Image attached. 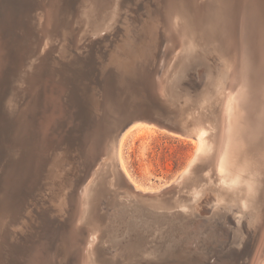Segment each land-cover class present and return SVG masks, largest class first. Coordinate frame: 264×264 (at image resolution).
Returning <instances> with one entry per match:
<instances>
[{
  "label": "bare ground",
  "instance_id": "6f19581e",
  "mask_svg": "<svg viewBox=\"0 0 264 264\" xmlns=\"http://www.w3.org/2000/svg\"><path fill=\"white\" fill-rule=\"evenodd\" d=\"M48 1L49 2L47 4L48 10L46 18L47 21L43 30L44 33L42 34L45 36V47L44 49L43 47H41L43 53L40 63L32 70L31 78L33 79L35 84L34 91H32L31 94L30 90L28 91L26 90L27 88L25 89V99L23 100L24 108H21V110H19L20 114L16 111V113L20 116H17L18 119L14 123L13 131H11L12 138L9 135V128L6 127L7 130L5 129L6 134L9 135L7 139L9 140L10 138L11 142H13V147H15L14 152L12 151L9 154V162L11 164L10 172H14V174L16 172L18 173V175L16 173V176H14L15 183H13L12 185H7L6 182V185L4 183L0 188V209L4 210L8 208V210H10L7 213V219L9 217H12L14 210H17L16 198H18L20 193L25 191L24 187L26 186V184L29 182L34 183L36 174L38 175V172L40 173V170H42L41 174H43V169L45 168H40L44 164L47 165L46 162L48 161L47 154L49 150L46 143L47 135L49 134L48 131H54V127H57V124L60 123L57 118L56 120H54L55 118L52 115L53 112L51 111V104H49V101L55 100V93L53 92L54 85H52L55 81L51 84L49 83L50 81L48 79V76L51 74L47 76V73L45 72L46 70L44 69L49 56L54 52V49L57 48L58 42L55 39L59 36L60 31L63 28V14L61 7L62 0ZM215 1L216 0H165V4L163 3L165 6H163L164 16H162V18L165 19V25L169 32L170 41H176L179 42V44L181 43L182 45H184L183 42H187L189 44L188 46H191V49L193 50L194 55L189 57H186L188 55L181 52L182 50L179 51L180 54L178 53L175 57V60H177L180 64L179 67L183 66L186 61L191 60L198 62L201 61L200 63H202L204 58L198 54L199 52L204 50L201 53L204 57H206L205 54L207 55L209 53H216L217 58L223 62V66L225 69L222 72L220 67L216 66L214 72H212L209 68L204 71L205 73L203 75V78L201 79V87H203V91L201 92V95H199V102H194L192 104L193 109L187 116V120L192 123L196 132V139L192 141L197 146V149L192 161L189 164V168L176 181L175 185L172 188H181V186L186 183L187 180H190L192 185L191 189H188L184 194H178V198H176L175 195L176 199L174 201L170 200L168 201V203H164L166 204L165 206H143V212H146L144 214L146 218V224H144L145 229L149 226L148 228L150 229V232L157 234L159 231L166 228L167 224L170 223L173 218H187L192 221V227L196 230L195 234H197L196 239L201 241L203 248H206V245L210 243H219L222 245V239L225 237L228 238L231 244L237 243V235L234 229L227 225L224 221H220L221 218L225 219L223 218L225 216L221 213L222 208L227 211V205L235 202V204L237 203V206H234L232 209L228 208L229 210H235L236 208L237 211L247 213V215H249L250 217L249 219L255 221L260 215L258 210H261L262 208V199L264 197V167L261 163L262 161H260L261 159H258L260 153L264 150V119L259 118V114L255 113L256 111L251 115L253 109L255 110V108L257 107V105L256 107L254 105L257 92L260 90V87L264 90V46L262 47L258 43L257 45L253 46L261 48L258 49L260 51L261 58H259V54H257L258 56H256V54L254 53V51L256 52V50L250 53L249 50L251 48L243 42L244 37H246V31H243V21L240 22L238 26H233L231 22H228V25L226 23V20L222 17L221 11L218 12V14H215ZM111 2L113 3L109 4L111 5L109 10L108 8L104 9L105 11L107 10L104 16L103 13V17L97 16L100 19L92 21L90 25L91 29L85 34L83 33L79 35V41L92 34L99 33L109 28L106 26V22L119 15L122 11L123 5L122 0H113ZM156 9L157 5L155 4L153 12L154 18H156V16L158 15V10ZM161 14H163V12ZM260 29V34L256 37L261 40V34H263L264 32V26L261 25ZM165 36L167 37V35H164V37ZM162 45H165L164 42L162 43ZM176 48L178 49V47L174 48V46L172 45L166 46L163 54L165 53L166 56L170 55L171 52L177 50ZM4 49V45L0 44V59H2L1 54L2 50ZM261 50H263L262 53ZM228 56H232V58L234 57V61L237 63V66H239V70L236 69V71L238 70L237 73L239 72V74H237L239 75V78L238 76L237 78L240 79V85H238L241 88L238 92H236L238 93L236 94L237 97L233 95L235 99L232 98V94L234 93V91L232 92V94L226 91V79H228L229 83ZM7 61L5 59V65H8ZM59 62L60 61H58V63ZM65 62L66 60L64 61V63ZM250 62L253 63V65L256 62L260 63L258 64V69L255 72H253L251 68L250 70H248L247 66ZM52 67H54V65ZM55 67L57 66L55 65ZM63 67L64 66H61L59 68L61 69ZM3 69L5 70V68ZM53 69L55 70V68ZM50 72H52V70ZM52 73L55 72L53 71ZM4 75L5 72L3 73V75L2 73H0V76ZM30 80L31 79H29V81ZM254 87L257 91L256 94L254 91ZM259 101H261V99H259ZM57 103L58 100L56 99V108L59 109L60 106L58 107ZM229 107L231 111L229 110L230 113L226 116ZM259 107L260 106H258V108ZM41 108H43V110L41 111L42 115L40 116L42 117V121L40 120V122L37 123L36 118L39 115ZM56 111L58 113L61 112H59V110ZM7 114V118H9V116L12 115V112L9 110ZM255 115L258 116L256 120L253 119ZM249 119H251L250 123L254 120V123L252 122V125H250ZM10 124L13 123L11 122ZM103 124L91 133L89 144V148L93 155L98 160L103 159L101 161V168L107 169V173L105 174V178L103 179L105 181L102 182V185H105V183L108 182L110 178H113L114 185L112 189H120V192L123 194L121 199H119L118 197H114L118 195H113V201H115L116 203L120 202L121 204H124L126 206H133L134 203H138V201L135 199L134 191H143L137 189L134 190L127 186L129 182L127 180V173L123 168L124 165L121 158V149L124 148H122V146L123 143L126 142L124 140L127 134L131 130H133V128L139 126L151 128L154 125L148 122H137L128 130H126V132L122 135L119 143L116 145L111 130H109L105 122H103ZM51 125L53 126L50 127ZM249 127H251L252 129H250L251 131L249 130L248 132ZM0 132L2 133L3 131ZM21 135L22 137H20ZM25 137H29L32 141L31 149L29 152H27V154L26 150L22 148L23 146H25ZM0 142H2L1 139ZM58 146L60 147V144ZM3 150L4 149L0 145V154L4 152ZM53 150L55 151L54 147ZM54 151L51 152L53 154H56L54 153ZM24 154L26 155L23 157ZM55 159H53V161H55ZM23 160L25 161L23 162ZM49 161L51 160L49 159ZM48 163L50 164V162ZM21 164H23L22 167ZM116 166L120 169L119 171L115 168ZM45 176L48 177V175ZM47 179L49 181V178ZM125 186L127 187L125 188ZM73 189L74 185L70 190L73 191ZM204 190L206 196L208 197L206 198V203L212 200V197L208 194L209 191L215 192V196H217V203L215 204L216 212L209 217H206V214L211 210L207 208L206 205L205 207H203L202 204L199 205L197 203L200 193ZM71 193L70 195H68L65 202V209L67 211L70 205ZM63 200L65 201V199ZM79 200L80 202L74 210L73 214L72 229H68V223L66 220L63 224L62 229L64 230H61L63 232L61 239H63V241L65 242L68 241L70 244L69 246L66 245V247L58 251L56 264L67 263L66 261H68L69 259L70 255L68 256V253L71 250V247L78 255V264H103L104 259H100V257H105L101 256L102 249L104 251V249H106L107 247L111 249L113 247H117L120 244V240L116 238L114 240H111L110 242H104L106 240L103 236V232L105 230L106 224L105 220L100 217V213L98 212L99 208L102 207L100 203L102 199L98 194L92 192L90 189L82 190L79 196ZM175 208H182L184 209V211L182 210V212L180 213H174L175 211L172 212V210H174ZM203 217H205L206 219L203 220ZM228 219L229 222H231V217ZM262 219H264L263 216ZM211 221L213 222L211 223ZM237 225L239 227V224ZM2 226L3 224L1 220L0 227L2 228ZM246 226L248 228V225ZM129 232H133V230L128 229L127 233ZM251 240L252 242L254 240L255 241L253 243V247H250L251 252H249L251 255L249 254V258L246 263L264 264V222L257 227V234L255 236V234L253 233L252 237L250 238V241ZM246 242L247 240H245L241 244L242 247L239 245H234L232 247L227 243L228 246L226 245V247H222L221 250H217L218 255L222 257L217 260L216 264H241L242 257L247 251L245 250V248L247 249V247H249L245 246ZM126 248L127 247L120 248V252H123ZM62 250L65 251V256L59 258L61 257L59 256V254L62 252ZM133 250V247L128 248V251L130 252H132ZM233 250H236V253H232ZM52 258L54 257L52 256ZM1 260L2 259L0 256V264H2ZM30 264L36 263L31 262ZM67 264H69V262Z\"/></svg>",
  "mask_w": 264,
  "mask_h": 264
},
{
  "label": "rangeland",
  "instance_id": "374dc122",
  "mask_svg": "<svg viewBox=\"0 0 264 264\" xmlns=\"http://www.w3.org/2000/svg\"><path fill=\"white\" fill-rule=\"evenodd\" d=\"M5 1L7 0H4V2ZM17 1L19 2L17 9L15 10V26L11 27V29L9 30L10 32H7L5 30L4 32H0V42L2 43H5L6 41L10 42V38L13 39L15 37L13 47L15 50L14 60H16L11 63L12 65H10V67L6 65L5 75L1 76L0 79V131H3L2 133L0 132V139L2 140V142H0V145L4 149V152L0 154V188L4 183L6 185V182L7 185H12L13 183H15L14 176H16L17 172L15 174L14 172H10L11 164L9 162V154L12 151L14 152L15 147H13V142H11L10 138L9 140L7 138L9 137V135L12 138L11 131H13L14 123L20 116L17 113H19V110H21V108H24L23 100L25 99V91L30 90L31 94L32 91H34L35 84L33 79L31 78L32 70L40 63L43 53L41 47H43V49L45 47V36L42 34L44 33L43 30L47 21V4L49 1ZM65 1L66 0H62L61 4L63 14V28L60 31L59 36L55 39L58 42L57 48L54 49V52L52 53L53 55L51 54L52 57L51 55L49 56L44 69L46 70L45 72L47 73V76L49 74L52 75L48 76V79L50 81L49 83L51 84L54 81L56 82L52 84L54 85L53 92L55 93V100L49 101V104H51V111L53 112L52 115L55 118L54 120H56L57 118L60 123L57 124V127H54V131H48L49 134L47 135L46 143L48 150L52 155L48 152L50 156L47 154L48 161L46 162V164L48 165V162H50V164L48 166L44 164L40 168L42 169L43 167L45 169H48H43V174H41L42 170H40V173L38 172V175L36 174L34 183L29 182L26 184V186L24 187L25 191L20 193L21 195L19 194L18 198H16L17 210L13 211L12 217H9L7 219V213L10 211L8 210V208L4 210L0 209V221L2 220L3 224L2 228L0 227V256L2 259V264H30L31 262H35L36 264H56L58 251L66 247V245L69 246L70 244L68 241L65 242L63 241V239H61V236L63 234L61 230H64L62 229L63 224L66 220L68 223V229H72L74 210L80 202L79 196L82 190L90 189L92 192L98 194L101 197V205L104 203L105 205H110V207L116 204V202L113 201L112 198L113 194L116 192L119 193L121 191L120 189H118V191L117 188L115 190L112 189L114 185L113 178H110L109 181L105 183V185H102V182L105 181L103 179L105 178L107 169L101 168V161L103 159L98 160L89 148L91 133L94 132V130H96L99 126H102L104 122V110L95 114L96 117L87 126L81 128L77 116L75 115L76 106L73 105L70 96L67 93L68 90L67 82L65 81L66 78L61 75V69L63 68L60 69L59 67L64 66L68 58H71L74 55V51L79 49V47L85 41H90L91 39L98 36L106 37L110 34H116L120 31L129 30L146 33L149 39L147 44H149L152 48V52L147 56L146 59H142V57L140 56L137 58H127L126 56H119L118 50L113 49V51H111V49H109V52L106 56V61L108 66L110 64L111 65L104 68L105 77L111 75L115 71L121 70L120 68H124L129 63H134L136 60H139V62H143V64L149 63L150 65H153L157 61H160L161 63L166 61L169 65H171L174 61H177L175 60V57L181 50V52L188 55L186 57L194 55L191 46H188L189 44L187 42H183L184 45H182L181 43L179 44V42L172 40L170 41L169 32L165 25V19L162 18V16H164L163 6H165V0H126L122 7L121 13L106 22V26L109 27L108 29L103 30L99 33L92 34L86 38L83 37L85 39H82L81 41H79V35L83 33L85 34L91 29L90 25L92 21L100 19L98 17L104 16L105 12L107 11H105L104 9L108 8L109 10L111 6L109 4H112L113 2L111 1L113 0H73V2H69L70 6H68ZM123 1L124 0H122V3ZM155 4L157 5L156 10H158V15L156 16V18L153 17ZM105 5H108L109 7H106ZM64 8L69 9H67V11H64ZM162 12L163 14H161ZM8 33L12 35L10 38L8 37ZM163 34L167 35V37H164ZM30 38L32 39V41ZM163 42L165 45H162ZM117 43L119 46L121 42L118 41ZM106 44H109V42H107ZM171 45L174 46V48L178 47V49L176 48L177 50L171 52L170 55L166 56L165 53L163 54V51L165 50L166 46ZM250 48V53L256 50L257 53L255 51L254 53L256 54V56H258L257 54H259V58H261L260 51L258 50L261 48ZM4 50L6 51V47ZM203 51L204 50H202L198 54L204 58L202 62V68H209L212 72H214L215 67L219 66L221 71L223 72L225 68L223 66V62L217 58V54L209 53L207 55L205 54L206 57H204L201 54ZM262 52L263 50H261V53ZM64 54L68 55L65 56ZM19 57L21 60L19 59ZM65 60L66 62L64 63ZM228 60L229 83L228 79H226V91L231 94L234 91L235 94L233 93L232 96L234 95L237 97L236 94L238 93L236 92H238L241 88L239 86V75H237L239 74V72L237 73V71L239 70V66H237V63L234 61V57L232 58V56H228ZM58 61L60 62L58 63ZM258 64L260 63L256 62L253 65V63L250 62L247 66L248 70H250L251 68L252 71L255 72L258 69ZM53 65L54 67H52ZM55 65L57 67H55ZM53 68H55V70ZM236 69L238 70L236 71ZM51 70L55 73L50 72ZM29 79L31 80L29 81ZM254 91L256 94V88ZM263 92L264 90L260 87V90L257 92L255 96L256 99L254 101L255 107L256 105L257 107H254L255 110L253 109L251 113L252 115L254 114L253 112L256 111L255 113L259 114L258 116L261 119H264L262 118L264 117ZM260 93H263L262 97ZM234 96L232 97L233 99H235ZM56 99L58 100V107L60 106L59 109L56 108ZM259 99H261V101H259ZM194 100V102H199V97L195 98ZM256 100H258L259 102ZM258 106L260 107L258 108ZM9 110L12 112V115L7 118V113ZM42 110L43 108H41L39 115L36 118L37 123H39L42 118L40 117L42 115ZM56 110H59V112H61L58 113ZM229 110L231 111L230 107L227 110L226 116L230 113ZM258 116L255 115V118L253 117V119L256 120ZM250 120L251 119H249V123ZM11 122L13 124H10ZM252 122L254 123V120L251 121L250 125H252ZM52 126L53 125H51L50 127ZM6 127L9 128V135L6 134ZM250 129L252 128L249 127L248 132ZM20 137H22V135ZM71 137H74L76 139L75 144H78L77 150H73V148H70L74 144V140H71V143H73L70 144ZM24 140L25 146H23L22 148L26 150L27 154V152H29L31 149L32 141L29 137H25ZM192 140L194 139H186V137L176 136L160 129L157 126H152L151 128L144 126L133 128V130H131L127 134L124 140L126 142H124L122 146V148H124L121 149V158L124 165L123 168L127 173V180L129 182L127 186L134 190L137 189L143 192H154L170 185L180 176V174H182V172L189 168V164L192 161L197 149V146ZM55 143L57 144V147ZM59 144L60 147L58 146ZM53 147L55 151L53 150ZM51 151H54V153H56L57 155L53 154ZM26 154H24L23 157ZM51 156L54 157L52 158ZM259 158L261 159L260 161H262L261 163L264 167V150L260 153L258 159ZM49 159L51 161H49ZM53 159H55V161H53ZM24 161L25 160H23V162ZM51 163L53 166L51 165ZM22 166L23 164H21V167ZM115 168L117 169V166ZM44 171L47 172L45 173ZM45 175H48V177ZM50 177L52 180L50 179ZM47 178H49V181ZM187 182L181 186V192H177V194H175L176 198H178V194H184L188 189H191V181L187 180ZM73 185L74 189L73 191H71L70 189H72ZM127 186H125V188ZM70 193V205L67 211L65 209V202ZM208 194L212 197V200L210 202L206 203V198L208 197L205 194V190L200 193L197 202L199 205L202 204L203 207H205L206 205L207 208L211 210L206 214V217H209L216 212L215 204L217 203V196H215L216 193L213 191H209ZM175 195L171 196L172 198L174 197L171 201H174L176 199ZM63 199H65V201ZM119 204L124 205L120 202ZM234 206H237V203L235 204L234 202L227 205L229 209H232ZM261 207V210H258L260 215L255 221L249 219L250 217L249 215H247V213L237 211L236 208L235 210H229L228 208L227 211H225L224 208H222L221 210L222 215L225 216L223 218L225 219L221 218L220 221H224L227 225L232 227L237 234H239L240 241H238L236 244L241 246V244L245 240H247L245 246L249 247H247V249L245 248V250H247V254L244 253L245 255H243L242 257L241 264H247L246 261H248L249 254L251 252L250 247H253V243L255 241H250V238L252 237L253 233L256 236L257 227L264 222V219H262V216L264 218V197L262 199ZM230 217L231 222H229L228 219ZM202 219L204 220L206 218L203 217ZM184 221L187 222V220ZM212 222L213 221H211V223ZM237 224H239V227ZM246 225H248V228ZM241 239L243 240V242H241ZM64 250H62V252L59 254V256H61L59 258L65 256ZM112 250L113 248L111 249V251ZM101 253L103 254H101L102 257L108 256L107 250L103 251L102 249ZM52 256L55 259L52 258ZM68 256L69 259L68 261H66L67 263L69 262V264H78V255L76 254V252H74V249L72 247L68 253ZM104 258L100 257V259Z\"/></svg>",
  "mask_w": 264,
  "mask_h": 264
},
{
  "label": "water",
  "instance_id": "95a60500",
  "mask_svg": "<svg viewBox=\"0 0 264 264\" xmlns=\"http://www.w3.org/2000/svg\"><path fill=\"white\" fill-rule=\"evenodd\" d=\"M1 2L0 32L4 30L10 32L11 27L16 24L15 10L19 1L1 0ZM69 2L73 0L65 1L68 6H70ZM215 5V14L221 11L228 25V22H231L233 26H238L243 21V31H246L244 44L249 47L257 43L264 46V32L261 34V40L256 37L260 34L261 25L264 26V0H216ZM67 9L69 8L63 10L67 11ZM11 36L8 33V37ZM14 39L15 37L10 38L12 43L0 42L6 47V51L2 50V59H0L2 75L6 71L5 59L8 60L9 67L14 61ZM148 40V35L144 32L120 31L85 41L78 50L74 51V55L68 58L61 69V75L66 78L67 93L76 106L75 115L81 128L87 126L96 117L95 114L104 110V122L111 130L116 145L126 130L137 122H148L176 136L196 139V132L192 123L187 120V116L193 109L194 99L203 91L201 79L208 68H202L201 61H186L179 67L178 61H174L171 65L166 61L163 63L157 61L150 65L136 60L120 68L121 70L107 77L104 76V68L108 66L106 56L109 49L118 50L119 56L127 58L140 56L146 59L152 52V48L147 44ZM118 41L121 42L119 46ZM107 42L109 44H106ZM71 140H74V144L70 148L77 150L76 139L71 137L70 144L73 143ZM184 172L170 184L171 186H165L158 191L147 193L134 191L138 203H134L133 206L119 203L112 207L104 203L101 205L98 212L106 224L103 232L106 240L104 242L116 238L120 240V244L113 247L112 251L108 247L104 249H108V256L104 258L103 264H216L222 257L218 255L217 250L226 247L227 243L232 247L238 246L231 244L225 237L222 239V245L210 243L203 248L201 241L196 239L197 234L192 227V221L187 218H173L166 228L157 234L150 232L149 226L145 229L146 212H143V206H165L164 203L172 200L171 196L180 192L181 188L172 187ZM116 193L113 195L118 196L114 197L121 199L123 194ZM182 210L184 211L182 208H175L172 212L180 213ZM128 229L133 232L127 233ZM236 235L238 242L239 234ZM122 247L127 248L120 252ZM131 247L134 248L132 252L128 251ZM235 251L233 250L232 253H236Z\"/></svg>",
  "mask_w": 264,
  "mask_h": 264
}]
</instances>
